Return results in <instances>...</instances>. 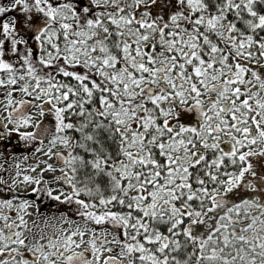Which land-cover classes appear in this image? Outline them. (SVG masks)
Returning <instances> with one entry per match:
<instances>
[{
  "label": "snow or ice",
  "instance_id": "snow-or-ice-1",
  "mask_svg": "<svg viewBox=\"0 0 264 264\" xmlns=\"http://www.w3.org/2000/svg\"><path fill=\"white\" fill-rule=\"evenodd\" d=\"M0 86V147L62 184L16 175L85 225L0 199V264H264V0H0Z\"/></svg>",
  "mask_w": 264,
  "mask_h": 264
},
{
  "label": "rangeland",
  "instance_id": "rangeland-1",
  "mask_svg": "<svg viewBox=\"0 0 264 264\" xmlns=\"http://www.w3.org/2000/svg\"><path fill=\"white\" fill-rule=\"evenodd\" d=\"M12 87H19V85H14ZM7 90V86H0V119L3 122L7 121V112L5 111V107H7V103L5 100V93ZM13 96V105L11 107L15 106V103L18 102L20 99H25V100H35V97L33 96H25L23 93L20 92H13L12 93ZM38 103V101H37ZM33 111V109L31 110V112ZM38 116L34 113L33 114V120L37 119ZM12 125L9 124V127H11ZM59 148V150L63 151V147L62 146H57ZM57 149H53V151H56ZM46 152V148L42 149L41 152H35V153H31L29 158L32 159L34 161V163L36 164L35 168H26L22 163H19V166L17 167V165H15V163L13 162V167L11 169H7L6 167H0V169L2 171L6 172V176L7 178H13L14 180L17 181V185L19 186V190L22 193H27L30 192V189L34 187V182H26L23 181V176H17L16 173L19 171L20 173L23 174H28L31 176H42L43 180L48 181V186L49 187H53L54 192H59V188H57L55 185L56 184H62L61 181H56L55 177L57 175L60 174V169L59 167H56V157L52 156V157H48L46 155H43L42 153ZM44 161H47L48 163H52L54 165V170L49 171L47 169H45V171L43 173L40 172V168L44 167ZM64 187H67L66 185H64ZM37 213V209H34L33 207H29L25 210V214H24V219L27 221L28 223V228H32L33 224H43L45 222V217L48 218V222L49 225L52 224H59L60 219H62V214L64 216H67L68 219L73 221V227L77 224H79L81 227H84L85 225L83 224V222L81 220H78L76 218H73L70 215H67L61 211H55L53 212V214L51 215H43L42 213H39L38 215H36ZM61 228L64 227H68L67 223H64L62 225H60ZM107 232V231H106ZM33 235L36 234V230L33 229L32 232ZM115 233H109L107 232V235L105 234V231H98L96 233H93V235H96L98 237H100V239L97 240L98 245L101 243V239H108L111 240L113 239V235ZM25 235H29V233L27 232V230H25ZM89 235V233L86 232L85 234V242L84 244H81L80 247L82 249H86V254L91 256V249L90 246L87 244V236ZM74 239L79 240V237H74ZM104 248H109L111 247L113 249L112 252H103L101 253L102 256L104 255H110V256H116L119 259H123L122 257H120L119 255V248L120 245L116 244V245H112V244H104L102 245Z\"/></svg>",
  "mask_w": 264,
  "mask_h": 264
},
{
  "label": "trees",
  "instance_id": "trees-1",
  "mask_svg": "<svg viewBox=\"0 0 264 264\" xmlns=\"http://www.w3.org/2000/svg\"><path fill=\"white\" fill-rule=\"evenodd\" d=\"M46 119L48 122H52V117L48 114H46ZM38 143H39L38 141H34L32 145H28V147L32 148L30 150L29 154L35 153L34 147ZM11 144L16 145V148L18 149V151H21V149L25 148V142L20 141L18 139V137H16L15 135L13 136V138L11 140ZM253 159H255V158H253ZM77 179L82 181V176H78ZM35 187H37L36 184H35ZM40 187H42V188L45 187V185L43 184V181H41ZM47 187H49V186L47 185ZM246 194H247V191L245 189H243L242 186L234 193V195L240 196L241 198H243V196ZM30 199L32 200L35 208L37 209V214L42 213L43 215L48 216V215L53 214V212H55L57 210V211H61L67 215L72 216L73 218H76V219L82 221L81 217H78L76 215V209L78 206L74 202L68 203V202H64V201H57V200L53 199L52 197L46 196L43 193H41L40 195L32 193V195H30ZM87 226L102 229V230H105L109 233H112V232L115 233L116 232V229L112 228V226L107 224L106 222L104 224H101V225H96L94 222L89 221Z\"/></svg>",
  "mask_w": 264,
  "mask_h": 264
},
{
  "label": "flooded vegetation",
  "instance_id": "flooded-vegetation-1",
  "mask_svg": "<svg viewBox=\"0 0 264 264\" xmlns=\"http://www.w3.org/2000/svg\"><path fill=\"white\" fill-rule=\"evenodd\" d=\"M0 122L3 121L0 119ZM31 149L32 148L28 147V145L26 144H25V148L21 149V151H18L16 145H12L11 151H8L6 147H0V167L4 166L9 170L13 167V162L15 163V165H17V161H19V163H22L26 168H31L27 166L34 163V161L29 158L30 156L29 152ZM25 155L27 156V159H23ZM13 180H14L13 178L8 179L6 176V172L0 169V181H2L0 182V199L16 197V199L13 200L14 205L20 203L21 200L29 201V205H30V203H32V200L30 199V195H32L33 192L31 191L27 193L20 192L19 186L17 185V181L15 180L16 183L13 185L12 184ZM5 188H7L8 191H4ZM3 211L9 212L11 216H15L16 214L15 208L11 210L5 208L3 209Z\"/></svg>",
  "mask_w": 264,
  "mask_h": 264
},
{
  "label": "water",
  "instance_id": "water-1",
  "mask_svg": "<svg viewBox=\"0 0 264 264\" xmlns=\"http://www.w3.org/2000/svg\"><path fill=\"white\" fill-rule=\"evenodd\" d=\"M24 107H25V110H26V111H29V110L31 109L32 105H26V106H24Z\"/></svg>",
  "mask_w": 264,
  "mask_h": 264
}]
</instances>
